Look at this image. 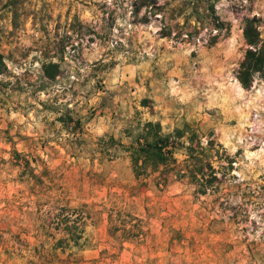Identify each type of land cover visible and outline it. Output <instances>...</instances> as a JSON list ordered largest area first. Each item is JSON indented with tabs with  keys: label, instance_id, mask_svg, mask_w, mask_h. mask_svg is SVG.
<instances>
[{
	"label": "rangeland",
	"instance_id": "1",
	"mask_svg": "<svg viewBox=\"0 0 264 264\" xmlns=\"http://www.w3.org/2000/svg\"><path fill=\"white\" fill-rule=\"evenodd\" d=\"M247 17L264 41V0H0V264H264V77H237ZM146 121L222 144L215 186L181 173L183 150L167 184L137 179Z\"/></svg>",
	"mask_w": 264,
	"mask_h": 264
},
{
	"label": "trees",
	"instance_id": "2",
	"mask_svg": "<svg viewBox=\"0 0 264 264\" xmlns=\"http://www.w3.org/2000/svg\"><path fill=\"white\" fill-rule=\"evenodd\" d=\"M243 34L248 48L240 63L237 77L244 88H250L256 75L264 77V41L261 38L259 20L256 17L245 18ZM6 68L4 55L0 53V73H3ZM45 71L50 77L56 75L49 73L47 66ZM219 149L224 150V147L211 138L204 145L198 130L189 123H185L183 127H176L170 133H165L160 122L146 121L128 150L136 178L157 174L155 178L158 184H167L170 171L175 170L179 163L177 153L183 150L185 169H182L181 173L187 175L189 180L198 186L200 193L206 194L220 180V171L216 168L213 158L209 157L218 158ZM233 162L230 159L228 161L230 166H233ZM220 167L226 168L225 165ZM67 216L64 218L67 219ZM83 220V214L78 213L73 222L78 225V222ZM136 227L138 223L132 225L127 234L138 237L142 229L140 227L136 229ZM75 228L78 229V227ZM68 232L70 235L65 238L66 243L73 241L78 244L83 236L82 233L70 228Z\"/></svg>",
	"mask_w": 264,
	"mask_h": 264
},
{
	"label": "bare ground",
	"instance_id": "3",
	"mask_svg": "<svg viewBox=\"0 0 264 264\" xmlns=\"http://www.w3.org/2000/svg\"><path fill=\"white\" fill-rule=\"evenodd\" d=\"M240 91H241V92H243V91H244V89H243L241 86H240Z\"/></svg>",
	"mask_w": 264,
	"mask_h": 264
}]
</instances>
